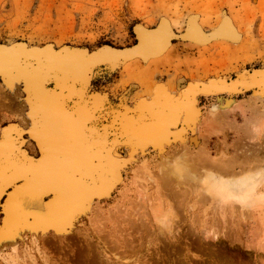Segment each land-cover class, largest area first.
I'll use <instances>...</instances> for the list:
<instances>
[{
  "label": "rangeland",
  "instance_id": "obj_1",
  "mask_svg": "<svg viewBox=\"0 0 264 264\" xmlns=\"http://www.w3.org/2000/svg\"><path fill=\"white\" fill-rule=\"evenodd\" d=\"M223 16L232 18L241 34L238 41L196 46L173 38L167 56L158 61L96 67L87 88V92H100L107 98V114L99 121L103 125L110 120V110L120 105L134 108L137 99L150 94L154 84H165L178 97L184 91L194 94L191 98L197 95V114L183 117L178 129L183 138H196L200 147L204 144L207 159L200 158L201 163L195 159L194 144L187 145L188 150L179 141L167 143L173 135L165 140L168 146L165 144L164 150L148 147L129 154L126 146H116V155L126 160L122 182L107 198L94 203L93 209L75 214L74 226H67L63 238L53 236L51 230L42 231L30 215L16 226L20 216L12 217L16 216L14 211L6 224L5 199L23 183L17 180L0 196V264H264V200L251 205L234 199L217 200L215 195L210 200L202 195L200 185L204 171L220 173L212 168L215 161L241 171L247 167L239 162H255L258 167L252 164L250 168L264 171V101L251 97L254 90L263 88L256 82L255 72H264V0H0V46L24 43L28 48L49 45L57 50L64 46L92 53L103 45H133L135 23L151 28L167 19L173 32L179 34L187 20L195 17L209 32ZM253 73L255 84L238 92L242 87L232 84ZM47 84L52 87L53 82ZM208 85L216 94L200 93ZM23 98L22 90L16 93L8 89L0 75V138L1 130L11 127L9 139L14 147L9 150L14 149L16 155L15 147L23 142L20 148L37 158L39 153L27 144L30 139L25 132L28 118H24ZM250 98L255 99L252 105H248ZM187 150L192 155L183 161L182 151ZM234 156L238 162L232 163ZM246 156V161L252 162H246ZM143 162L153 170L152 177L157 176L160 166L171 170L189 165L196 181L185 174L188 177L182 179L190 184L184 182L183 186L188 188L173 183L157 188L149 177L139 176L143 175L138 174L143 172ZM20 201L16 210L25 212L27 201ZM153 214L154 218H164L167 226L155 221Z\"/></svg>",
  "mask_w": 264,
  "mask_h": 264
},
{
  "label": "bare ground",
  "instance_id": "obj_2",
  "mask_svg": "<svg viewBox=\"0 0 264 264\" xmlns=\"http://www.w3.org/2000/svg\"><path fill=\"white\" fill-rule=\"evenodd\" d=\"M186 23L185 28L179 34L173 32L171 23L167 19L161 20L155 27L151 28L137 23L138 26L134 29L135 34L137 33L135 37L143 39V42L141 43L140 41L136 47L128 50L130 54L124 56L120 61L112 60L108 55V64L104 65L114 67L118 64L158 61L167 56L173 38H179L196 46H207L218 41L234 43L241 38V34L232 18L227 16L221 17L209 32L203 30L195 17L189 18ZM148 48L156 50L154 53L146 55L139 52V50H147ZM105 50H107L106 46L96 49L92 53L80 48L64 46L58 50L49 45L43 48H28L24 43L0 46V75L8 89L16 91V93L20 89L22 90L25 110L24 118H28V127L25 129L26 131H23L28 133L35 151L39 153L37 158L28 155L20 148L23 143L21 141L22 143L15 147L18 152L14 155V149L9 150V148L14 147L12 145L13 141L9 139L12 128L6 127L1 130L0 196L12 183L17 180L23 181L21 185L13 188L5 199L6 224L13 211L16 216L12 217L17 218L20 216L17 218L20 220H17L16 226L19 223H24L29 218L28 215H30L35 218V222L41 227L42 231L49 232L51 230L53 236L61 238L58 236L65 234L64 231L67 226H71V222L76 217L75 214L78 216L80 212L85 213L93 209L91 206L94 203L97 204L100 199L107 198L113 189L122 182V168L126 160L124 161L116 155V152H114L116 146H126L128 149L127 153L131 154L148 147H159V150H161L165 144L175 140L174 142L179 141L183 146L184 144L186 146L189 144L196 145L197 150L194 149L195 159H207L206 153L208 151L204 153L202 151L205 150L204 144L202 145L201 143L200 147L196 138H183V134H180L181 130L178 129L183 117H192L194 112L197 114L194 109H197L194 105L197 95L195 98H191L194 94L190 96V93L187 95L184 91L181 92L184 94L182 97L175 96L174 89L171 91L163 83L154 84L150 94L146 95L144 93L137 99V102L135 101L134 108H129V105H120L117 109L113 108V112L111 108V115L108 113L110 120L104 125L99 124V121L107 114V110L104 111V107L107 106V98L100 92L89 93L87 88L93 77L91 64L98 60L97 58L102 57V54L106 52ZM133 51L138 52L131 53ZM255 75L259 79L256 82L263 88L258 86L259 88L253 91L254 96L251 97H256V100H258L257 98L259 100L263 98L264 101V72L263 74L255 72ZM255 75L253 73L249 77L241 76L232 85L241 86L242 88L238 92H243L255 84ZM49 82H53L52 87L48 86L47 83ZM211 86H206L200 93L203 92L204 95H210L215 92L216 94V90ZM255 99H253L254 103ZM249 100L252 102L250 103ZM249 100L250 104L248 105H252V98ZM109 130L112 132L111 138L109 137ZM18 135H21L20 132ZM171 135L173 137H170ZM169 137L172 139L164 143ZM184 148L183 150H186V147ZM186 153L182 151L181 157L184 158L183 161H186L185 159H189L188 157L192 155L189 152ZM247 156L250 158L251 155L249 156L248 154ZM234 158L236 159L235 161H233ZM237 158L234 156L232 163L238 162ZM250 161L252 162V160ZM195 162L198 161L196 160ZM202 162L204 163L205 160ZM215 163L216 161L212 168L214 167L217 172L226 174V176L215 173V169L212 170L214 172L204 171L206 175L200 178V185L203 188L202 195L208 198L215 195L216 198L219 197L222 200L234 199V201L247 205L264 200V171H258L259 173L255 171V167H258L254 164L255 162H252L255 166L254 169L253 167L250 168L252 166L250 162H247L248 164L239 162V166H241L240 164H246L245 167L247 168L241 166L244 169L242 171L234 166L231 168L229 166L228 168L219 162L217 163L220 166ZM196 164L193 162L194 167ZM147 165L144 163L140 168L143 172L138 174H143L139 176L145 179L149 177L157 188L159 186L167 188L172 183L173 185L177 184V186H183L184 182L190 184L187 179H182L188 177L184 176L185 174H188L191 179L196 181L194 174L189 171L191 170L189 165L188 167H178L177 165L171 170L160 166L161 168L156 171V173L158 172L156 174L159 176L158 178L157 176L152 177L151 173L153 170L151 171ZM238 170L241 172H238ZM136 176L138 175L136 174ZM45 197H48L47 201L44 200ZM18 201H27V210L25 212H17ZM155 218V221L167 226V221L162 220L164 218L161 219V216L160 218L155 216ZM21 219H23L22 222ZM72 225L74 226V223ZM73 226L71 227L73 228ZM68 232L70 234V231Z\"/></svg>",
  "mask_w": 264,
  "mask_h": 264
},
{
  "label": "water",
  "instance_id": "obj_3",
  "mask_svg": "<svg viewBox=\"0 0 264 264\" xmlns=\"http://www.w3.org/2000/svg\"><path fill=\"white\" fill-rule=\"evenodd\" d=\"M138 26L137 23H135L133 25V32H134V29L135 27ZM135 34V32H134ZM137 34V33H136ZM135 34V36H136ZM141 41V43L143 42V39L139 38L137 39L136 38V42L131 45V46H128L127 48L125 47H122V48H116V47H111V46H108V45H103V46H106L107 47V50H105L106 52H104V54H102L103 56L102 57H99L97 58L98 60L94 61V63L91 64V66L93 67V70L96 68V67H99V66H104V64H108V55L110 56V58L112 60H122L124 58V56H127L129 55L130 53L128 52V50H131L133 49L134 47H136L138 45V43ZM101 46V47H103ZM100 48V47H99ZM97 48V49H99ZM146 49V48H145ZM156 49L154 48H148L147 50H139V52L143 53V54H152L155 52ZM135 52H138V51H133L131 53H135ZM111 54V55H110ZM105 57V58H104ZM106 61V62H104Z\"/></svg>",
  "mask_w": 264,
  "mask_h": 264
},
{
  "label": "crops",
  "instance_id": "obj_4",
  "mask_svg": "<svg viewBox=\"0 0 264 264\" xmlns=\"http://www.w3.org/2000/svg\"><path fill=\"white\" fill-rule=\"evenodd\" d=\"M28 143L31 144V145H33L32 141H30V140L27 142V144H28ZM26 148H27V149H25V150H26L28 153L31 152V150H30L28 147H26Z\"/></svg>",
  "mask_w": 264,
  "mask_h": 264
}]
</instances>
